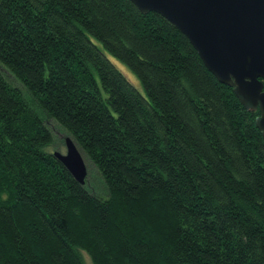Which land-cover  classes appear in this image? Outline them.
<instances>
[{
    "label": "trees",
    "instance_id": "obj_1",
    "mask_svg": "<svg viewBox=\"0 0 264 264\" xmlns=\"http://www.w3.org/2000/svg\"><path fill=\"white\" fill-rule=\"evenodd\" d=\"M258 112L129 0H0V264H264Z\"/></svg>",
    "mask_w": 264,
    "mask_h": 264
},
{
    "label": "water",
    "instance_id": "obj_2",
    "mask_svg": "<svg viewBox=\"0 0 264 264\" xmlns=\"http://www.w3.org/2000/svg\"><path fill=\"white\" fill-rule=\"evenodd\" d=\"M141 12L168 20L196 50L215 78L232 88L264 136V0H129ZM65 150L51 152L79 183L86 165L69 134Z\"/></svg>",
    "mask_w": 264,
    "mask_h": 264
},
{
    "label": "rangeland",
    "instance_id": "obj_3",
    "mask_svg": "<svg viewBox=\"0 0 264 264\" xmlns=\"http://www.w3.org/2000/svg\"><path fill=\"white\" fill-rule=\"evenodd\" d=\"M110 58V57H109ZM110 60L113 62V64L125 75V77L142 93H144L143 88L141 84L139 83V80L135 73L123 62L111 57ZM5 76L8 78L10 82H12L15 85H19L7 72L3 71ZM45 122L49 125V127L53 130L55 134V141L52 144H49L47 147L50 150L58 149L60 151L65 150L64 143L58 140L60 137L63 138L65 135L63 131L59 129V126L53 121L51 118H48L45 120ZM80 150V149H79ZM84 163L86 165V170H88V185L97 193L100 195H104V189H103V183L101 182L99 175L96 173L94 167L89 163L88 159L85 157L84 153L80 150ZM84 261L86 264H93L90 257L85 251H81Z\"/></svg>",
    "mask_w": 264,
    "mask_h": 264
}]
</instances>
